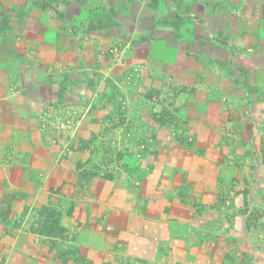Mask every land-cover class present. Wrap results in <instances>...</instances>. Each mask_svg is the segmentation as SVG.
I'll return each mask as SVG.
<instances>
[{
  "label": "crops",
  "instance_id": "crops-1",
  "mask_svg": "<svg viewBox=\"0 0 264 264\" xmlns=\"http://www.w3.org/2000/svg\"><path fill=\"white\" fill-rule=\"evenodd\" d=\"M65 1L0 0V264H264V0Z\"/></svg>",
  "mask_w": 264,
  "mask_h": 264
},
{
  "label": "rangeland",
  "instance_id": "rangeland-1",
  "mask_svg": "<svg viewBox=\"0 0 264 264\" xmlns=\"http://www.w3.org/2000/svg\"><path fill=\"white\" fill-rule=\"evenodd\" d=\"M241 82L242 81H240L239 77H237V84L243 85ZM130 142L131 141L129 140H117L115 138H110L106 141V144L101 148L102 158L97 155L94 161L97 165L107 166V170L101 173L102 176L109 178V176H113L120 171H126L128 164L120 162V157H122L124 153H128L127 151L130 148ZM95 151L99 154L100 144H97ZM46 227L56 228L55 224L52 225L51 221ZM57 228L58 229H54L56 237L60 239L70 238V235H67V232L65 233L64 229Z\"/></svg>",
  "mask_w": 264,
  "mask_h": 264
},
{
  "label": "trees",
  "instance_id": "trees-1",
  "mask_svg": "<svg viewBox=\"0 0 264 264\" xmlns=\"http://www.w3.org/2000/svg\"><path fill=\"white\" fill-rule=\"evenodd\" d=\"M31 4L42 12L49 14L53 19L62 20L64 9L67 5L65 0H30Z\"/></svg>",
  "mask_w": 264,
  "mask_h": 264
},
{
  "label": "built area",
  "instance_id": "built-area-1",
  "mask_svg": "<svg viewBox=\"0 0 264 264\" xmlns=\"http://www.w3.org/2000/svg\"><path fill=\"white\" fill-rule=\"evenodd\" d=\"M223 101H226V99L224 98ZM72 125H73V123H71L66 118L62 119V121H59L58 119L53 118V117L49 116L48 114H46V117L42 118L40 130L43 133H48L49 130H52V129H54L56 131L58 129L62 130L63 126H72ZM51 143L52 144L55 143L53 139L51 140ZM141 149H143V147H141ZM135 185L138 186V183L135 182ZM226 205L229 206V202H227ZM101 223H102V225H105V223L103 221Z\"/></svg>",
  "mask_w": 264,
  "mask_h": 264
}]
</instances>
